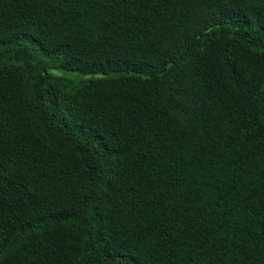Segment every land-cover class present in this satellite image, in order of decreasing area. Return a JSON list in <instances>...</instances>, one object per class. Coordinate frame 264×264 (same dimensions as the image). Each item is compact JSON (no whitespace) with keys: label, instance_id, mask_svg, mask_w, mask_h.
<instances>
[{"label":"trees","instance_id":"1","mask_svg":"<svg viewBox=\"0 0 264 264\" xmlns=\"http://www.w3.org/2000/svg\"><path fill=\"white\" fill-rule=\"evenodd\" d=\"M0 264H264V0H0Z\"/></svg>","mask_w":264,"mask_h":264}]
</instances>
